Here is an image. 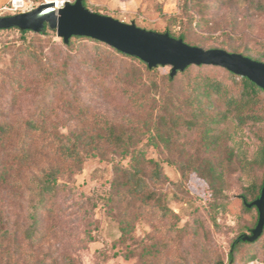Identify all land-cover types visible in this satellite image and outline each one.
<instances>
[{"label":"rangeland","instance_id":"obj_1","mask_svg":"<svg viewBox=\"0 0 264 264\" xmlns=\"http://www.w3.org/2000/svg\"><path fill=\"white\" fill-rule=\"evenodd\" d=\"M9 1L0 0L2 15L8 12L4 7ZM206 1L211 6L202 11L197 7L192 22L188 18H177L181 15L183 0H86V3L92 11L127 23L135 22L142 28L158 32L170 28L175 34L185 32L187 40L194 45L245 52L264 61V0ZM34 2L38 6L41 0ZM203 15L205 20L199 26L196 20ZM21 37V32L15 29L0 31V110H8L14 121L22 122L34 117L39 110H53L58 129L67 133L81 126L97 124L103 114L128 124L142 123L148 112L154 116L165 111L151 108L158 103L153 99L151 102L148 100L146 110H119V105H126L127 97L118 88L105 92L94 83L88 66L82 61L84 55L66 50L57 30L53 29L35 35V39L40 38L48 46L45 53L54 59L56 66L51 68V76L56 78L57 85L59 83L64 98L75 100L79 97L94 109L88 110L90 122L79 120L77 112L69 110L65 103L59 100L51 102L57 86L49 85L44 90L36 84L39 70L34 64H29L27 70L20 74L24 90L18 94L11 75L16 73L13 58L23 46ZM53 43L57 45L52 51ZM74 45L91 51L96 47L89 40L74 41ZM170 68L164 66L152 73L159 86L161 101L163 95L173 93L178 94L181 100L188 98L193 80L205 76L222 81L233 91L238 90L237 83L221 66L193 65L187 72L178 74L174 83L167 80ZM26 85L29 89L25 88ZM211 103L209 114L224 111L222 98L214 95ZM179 110L181 118L171 122L178 129L171 140L158 139V146L145 141L140 144L148 158L160 160L163 165V188L170 209L166 217L142 215L136 202L130 215L132 229L123 238L120 220L124 218L126 204L117 203L118 209L113 212L112 203L107 205L105 194L114 178L116 165L127 166L130 157H91L81 171H67L61 176L56 203L42 223L41 230L48 236L41 250L37 249L33 254L24 243V249H21L15 242L8 257L0 254V264H264V234L255 244L244 246L233 261L228 258L232 243L240 233L249 232L256 216V211L246 213L242 210L238 196L264 174V168L254 161L259 156L264 137V100L246 110L256 112L262 119L243 124L229 119L217 126L219 143L209 149L201 145L204 136L202 125L186 128L192 110H188L187 104ZM14 147L16 145L0 148V222L12 232L21 229L25 223L27 178L49 162L36 161L21 167L9 154ZM239 157L247 158L249 164L241 165ZM213 158L226 164L223 198L229 201L225 207L215 209L211 204V189L205 179L195 172L184 179L178 165L179 161ZM15 175L22 180V188L8 185L10 177Z\"/></svg>","mask_w":264,"mask_h":264},{"label":"trees","instance_id":"obj_2","mask_svg":"<svg viewBox=\"0 0 264 264\" xmlns=\"http://www.w3.org/2000/svg\"><path fill=\"white\" fill-rule=\"evenodd\" d=\"M83 4L87 7L86 0H83ZM210 6V3L206 0H183L181 15H178L177 18H188L192 22L195 20L194 14L197 7L202 11ZM94 12L100 13L98 11ZM15 14L17 13L7 12L2 17ZM204 18L205 15L197 19V25L201 26L205 20ZM12 29L21 32V39L23 40V46L19 47L17 56L13 58L14 72L16 73L11 75V82L15 84L17 93H22L24 87L20 74L27 70L29 64H34L39 70L36 84L44 90H47L49 85L54 84V87L57 86L54 88L55 92L52 94L51 102L55 103L56 100H59L65 103L69 110L77 112L76 115L79 120L85 123L90 122L88 110L94 109H91L79 97H76L75 100L64 98V92L60 90L59 83L57 85L56 78L51 76V68L56 66L54 59L45 53L48 46L43 44L40 38L35 39V35H42L48 29H53L49 23L45 22L44 27L38 31L18 26L3 28L0 31ZM53 30L56 31V29ZM164 32H168L172 37L182 38L186 43L194 45L187 40L185 32L175 34L170 28H167ZM61 39L66 50L84 55L82 61L89 68L91 80L102 87L103 91L108 92L109 89L115 90V88H118L127 97L126 105H119V110H146L148 100L151 102L153 99L154 102L158 103L151 108L165 111H159L154 116L148 112L142 123L128 124L116 121L108 117L107 114H103L99 116L97 124L92 123L91 126H81L66 133L58 129L53 118V110H39L36 116L29 117L22 122L10 118L8 110H0V148L16 145L9 154L21 167H24V165L30 166L36 161H49L26 180L27 193L25 197L28 200H26L25 223L21 229L12 232L0 222V254L3 256L4 254L5 256L7 254V257L9 256L15 242L19 243L21 249H24V243L33 254L37 252V249L41 250L40 247H42L48 236L47 232L41 230L42 223L44 222V216L52 211L51 209L56 203L61 186V176L67 171L72 173L81 171L83 164L91 157H101V159L108 155H118L123 158L130 157L127 166L116 165L114 178L105 194L106 203L107 205L112 203L111 209L113 212L116 208L118 209L117 203L126 204L123 212L124 218L120 220L123 238L132 229L130 222L132 217L130 215L136 202H138L137 209L142 215L166 217L170 209L168 207V196L163 188L165 181L163 165L160 160L148 158L140 144L145 141L146 144L158 146V139L171 140L172 136L178 131L171 122H176L177 118H181V110L179 109L183 108L184 104H187L188 110H192L190 118H184V120H188L186 128L193 129L198 125H202L204 136L201 145L208 149L217 146L219 143L217 126L226 123L229 119H234L239 124L246 123L249 120L259 121L262 119L261 115L256 112H247L246 110L251 105L261 102V99L264 100L263 88L249 78L235 74L226 68L224 70L231 80L238 85L237 91H233L230 86L225 85L220 80L205 76L193 80L190 84L191 93L188 98L186 97L187 99L181 100L178 94L173 93L170 96L166 95L164 97L163 95V103L161 94L158 91L159 86L156 80L152 78V73L164 66L159 65L150 68L140 58L123 53L90 37L72 36L68 43L64 41V38ZM78 40L93 42L96 46L94 51L84 46H75L74 41ZM55 45L57 44L53 43L50 47L52 51L56 49ZM212 48H222L229 52H236L223 47ZM240 53L255 60L263 61L260 57H254L245 52ZM191 66L183 71L179 70L174 76H171L170 68L167 74L168 82L174 83L176 76L187 72ZM25 88L29 89L27 85ZM214 95L223 99L225 108L223 112L209 114L208 110H211V100ZM248 161L245 157H239L241 165H248ZM254 161L264 168V137L259 156ZM178 165L184 179H187L191 172H195L205 179L211 189V204L214 209L225 207L229 203L228 200L223 198L227 172L224 161L213 158L200 161H179ZM21 183L22 180L18 175L12 176L8 180L9 186L17 185L18 188H22ZM263 186L264 174L258 182H251L246 186L245 190L238 196L242 210L246 213L256 211V216L253 227L249 228V232L240 233L232 243L228 254L230 261L235 259L236 254L244 246L255 244L264 234L263 228L261 235L257 238L253 240L245 239V237L253 236V230L256 228L260 217L259 209L256 206L249 207L248 204L260 198ZM1 219L0 215V221ZM24 253L27 254V250H24ZM28 256H31V253Z\"/></svg>","mask_w":264,"mask_h":264},{"label":"water","instance_id":"obj_3","mask_svg":"<svg viewBox=\"0 0 264 264\" xmlns=\"http://www.w3.org/2000/svg\"><path fill=\"white\" fill-rule=\"evenodd\" d=\"M48 22L66 43L72 36H86L146 62L150 68L171 66V76L191 65H215L245 76L264 90V61L255 60L242 53L222 48L205 49L172 37L168 32H158L127 23L113 16L91 11L83 0L66 1L60 9L53 4H41L37 8L12 16L0 17V29L18 26L38 31ZM256 206L260 217L252 237L261 235L264 228V186L260 198L248 204Z\"/></svg>","mask_w":264,"mask_h":264},{"label":"built area","instance_id":"obj_4","mask_svg":"<svg viewBox=\"0 0 264 264\" xmlns=\"http://www.w3.org/2000/svg\"><path fill=\"white\" fill-rule=\"evenodd\" d=\"M66 1L67 0H41L39 5L51 3L54 8L58 10L65 5ZM38 6L35 5L34 0H10L8 5L4 7V10L18 14L31 11ZM0 17H2V13H0Z\"/></svg>","mask_w":264,"mask_h":264}]
</instances>
